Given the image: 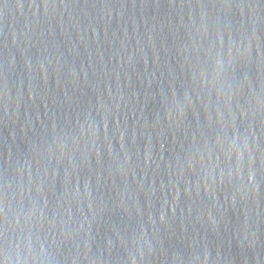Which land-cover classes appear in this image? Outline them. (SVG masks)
<instances>
[{"label":"water","instance_id":"1","mask_svg":"<svg viewBox=\"0 0 264 264\" xmlns=\"http://www.w3.org/2000/svg\"><path fill=\"white\" fill-rule=\"evenodd\" d=\"M0 242L264 264V0H0Z\"/></svg>","mask_w":264,"mask_h":264},{"label":"snow or ice","instance_id":"2","mask_svg":"<svg viewBox=\"0 0 264 264\" xmlns=\"http://www.w3.org/2000/svg\"><path fill=\"white\" fill-rule=\"evenodd\" d=\"M0 247H2V242H0Z\"/></svg>","mask_w":264,"mask_h":264},{"label":"clouds","instance_id":"3","mask_svg":"<svg viewBox=\"0 0 264 264\" xmlns=\"http://www.w3.org/2000/svg\"><path fill=\"white\" fill-rule=\"evenodd\" d=\"M17 255H19V253H17Z\"/></svg>","mask_w":264,"mask_h":264}]
</instances>
